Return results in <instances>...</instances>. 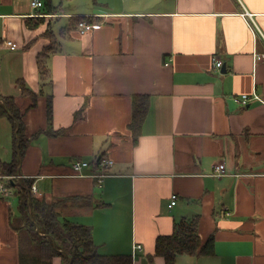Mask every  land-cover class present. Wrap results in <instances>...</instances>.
<instances>
[{
  "label": "crops",
  "instance_id": "1",
  "mask_svg": "<svg viewBox=\"0 0 264 264\" xmlns=\"http://www.w3.org/2000/svg\"><path fill=\"white\" fill-rule=\"evenodd\" d=\"M33 1L0 0V94L24 114L17 174L33 195L77 198L60 218L90 227L101 254L132 264H167L150 258L157 237L197 216L214 253L175 264H264V0H52L44 17ZM77 17L93 30L71 29ZM46 48L50 84L39 73ZM136 95L150 106L135 143ZM11 118L0 117V164L14 160ZM105 159L113 165L102 184L74 175L75 161L89 162L88 174ZM221 163L227 176L212 177ZM11 191L0 199V264H22Z\"/></svg>",
  "mask_w": 264,
  "mask_h": 264
},
{
  "label": "trees",
  "instance_id": "2",
  "mask_svg": "<svg viewBox=\"0 0 264 264\" xmlns=\"http://www.w3.org/2000/svg\"><path fill=\"white\" fill-rule=\"evenodd\" d=\"M44 7L39 10L40 15H48L47 9L52 6V0H41ZM96 2V0H94ZM45 10L46 13H42ZM44 11V12H45ZM52 11V10H49ZM56 11V9L54 10ZM44 17V16H42ZM71 29L78 28L81 21L93 23L90 18H70ZM92 20V21H91ZM51 48H46L44 57L39 58V73L44 83L50 84V72L46 65ZM22 86V84H21ZM24 95L29 96L30 106L35 105V95L24 89ZM0 117H12L14 130L16 123L19 131L15 136L14 160L11 163L0 164L1 175L17 176L20 158L23 157L28 139L25 138L24 114L16 105L13 97L0 94ZM149 97L136 95L133 100V113L130 130L135 143L141 134L144 120L149 111ZM48 132H52V103L48 101ZM19 142V146H17ZM95 169L92 170L94 172ZM33 181L28 179H14L9 187L18 199L19 215L11 220V226L18 231L20 238V258L22 264H52V259L61 257L62 264H132L131 256H111L101 254L93 240L90 227L73 223L68 219H61L60 212L70 202L77 198H63L52 202L36 198L31 192ZM4 199V198H0ZM199 216L191 219L184 218L175 222L173 233L158 236L155 242L154 254L150 258L163 257L167 264H175L181 255L193 257L209 256L214 253V238L206 241L199 236Z\"/></svg>",
  "mask_w": 264,
  "mask_h": 264
},
{
  "label": "built area",
  "instance_id": "3",
  "mask_svg": "<svg viewBox=\"0 0 264 264\" xmlns=\"http://www.w3.org/2000/svg\"><path fill=\"white\" fill-rule=\"evenodd\" d=\"M33 7H40L41 3L39 1H35L32 4ZM79 31L80 33L83 35L85 32L91 31L93 29V27L91 25H88L86 23H81L79 26ZM6 45L7 47L11 50V51H15L18 49V46L16 43H13L11 41H6ZM222 63L218 62L217 63V67H221ZM249 96L248 95H244L242 97V101L241 103H243L244 105H246L248 103L249 100ZM251 99V98H250ZM99 165L101 166L100 169H102L103 171H99V172H91L88 174H85L84 170L88 169L90 166V163L84 160H77L72 164V169L75 172V176L76 177H80V178H92L94 180H96L99 184H102L104 179L106 177H109L110 174H108V169L113 165V161L105 159L102 160ZM212 177L215 178H222L224 176H227L226 174V170H225V165L224 164H219L217 166L214 167L213 170V174H211ZM14 179H21V177L19 175L17 176H0V198H4V199H8L12 196V191L9 187V182L11 180ZM32 192L35 194L36 193V187L33 186L32 187ZM177 200H178V196L176 194H173L171 196V203L169 204V208H172L173 206H175L177 204ZM137 249H141V246H137Z\"/></svg>",
  "mask_w": 264,
  "mask_h": 264
},
{
  "label": "bare ground",
  "instance_id": "4",
  "mask_svg": "<svg viewBox=\"0 0 264 264\" xmlns=\"http://www.w3.org/2000/svg\"><path fill=\"white\" fill-rule=\"evenodd\" d=\"M35 1H39V2L41 3V6H40V7H36V6H35L34 8L42 9V8L44 7V4H43V2H42L41 0H34L33 2H35ZM33 2H32V4H33ZM40 16H46V15H40ZM83 22L86 23V24H88V25H91V26L94 28V23H89V22H87V21H81L80 24L83 23ZM80 24H79V26H80ZM79 26H78V28H79ZM92 30H93V29H92ZM92 30H91V31H92ZM91 31H88V32H91ZM88 32H85L84 34H86V33H88ZM84 34H83V35H84ZM17 46H18V45H17ZM18 47H19V46H18ZM218 62H221V61H220V60H217L215 66H216L217 69H221V68L223 67V62H221V63H222L221 67H217V63H218ZM255 95H257V94H255ZM243 96H244V95H243ZM243 96H241V97L239 98L240 103H241V101H242V97H243ZM250 100H251V99L249 98L248 103H247L246 105H244L243 103H241L242 106H244V107L249 106V104H250V103H249ZM221 164H223V163H221ZM217 165H219V164H217ZM217 165H216V166H217ZM224 165H225V164H224ZM225 170H226V168H225Z\"/></svg>",
  "mask_w": 264,
  "mask_h": 264
},
{
  "label": "water",
  "instance_id": "5",
  "mask_svg": "<svg viewBox=\"0 0 264 264\" xmlns=\"http://www.w3.org/2000/svg\"><path fill=\"white\" fill-rule=\"evenodd\" d=\"M18 128H17V131L19 130V125L17 126ZM17 134V133H16Z\"/></svg>",
  "mask_w": 264,
  "mask_h": 264
},
{
  "label": "rangeland",
  "instance_id": "6",
  "mask_svg": "<svg viewBox=\"0 0 264 264\" xmlns=\"http://www.w3.org/2000/svg\"><path fill=\"white\" fill-rule=\"evenodd\" d=\"M55 23H56V21H55Z\"/></svg>",
  "mask_w": 264,
  "mask_h": 264
}]
</instances>
